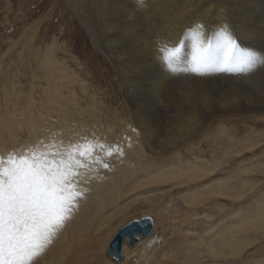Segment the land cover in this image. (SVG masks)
Here are the masks:
<instances>
[{"label": "bare ground", "instance_id": "obj_1", "mask_svg": "<svg viewBox=\"0 0 264 264\" xmlns=\"http://www.w3.org/2000/svg\"><path fill=\"white\" fill-rule=\"evenodd\" d=\"M68 3L114 67L128 116H75L69 86L79 79L52 44L31 77L43 79L45 112L36 117L28 107L17 118L20 93L6 69L0 159L52 160L89 143L111 152L95 163L85 158L87 167L65 193L70 210L31 264H264V149L256 150L264 146V63L243 62L250 54L264 57V0ZM190 28L197 39L184 41L170 70L159 49L177 45ZM222 32L235 42L227 62L218 47ZM209 44L213 62L194 70L193 56ZM27 101L35 102L30 95ZM240 121L252 124L241 137L231 129ZM16 125L28 132L22 146ZM146 217L151 232L133 244L125 240L121 259L109 255L115 234Z\"/></svg>", "mask_w": 264, "mask_h": 264}, {"label": "rangeland", "instance_id": "obj_2", "mask_svg": "<svg viewBox=\"0 0 264 264\" xmlns=\"http://www.w3.org/2000/svg\"><path fill=\"white\" fill-rule=\"evenodd\" d=\"M31 30L32 34L34 33L33 38L26 42L24 37L27 38ZM26 33L29 35L25 36ZM52 44L55 46L56 56L70 67L69 69L75 72L79 79L69 86L75 91L78 101L72 112L75 116L79 113L78 110L83 111L86 116L91 113L108 118L109 121L128 116V108L124 103L120 80L114 67L93 43L87 27L68 0H0L1 111L5 109L2 89L7 82L6 69L10 67L13 69V76L10 79L14 82L15 92L20 93L15 102L14 112L18 113L16 117H24L20 116L19 112L28 110V107L30 114L36 117L40 111L45 112L40 105L45 84L42 78L32 81L31 77L37 70L35 67L38 65L39 55ZM82 81L86 90L80 88ZM15 92H12L14 97ZM63 92L67 93L68 89L63 88ZM29 95L35 102L29 104L27 101ZM250 125L252 126L249 122L243 121L232 126L227 124L239 137ZM14 129L17 130L18 146H22L28 132L23 125H16ZM261 148L264 149V146L260 145L256 150ZM7 154H10L9 151ZM138 217L136 220L140 219V216Z\"/></svg>", "mask_w": 264, "mask_h": 264}, {"label": "snow or ice", "instance_id": "obj_3", "mask_svg": "<svg viewBox=\"0 0 264 264\" xmlns=\"http://www.w3.org/2000/svg\"><path fill=\"white\" fill-rule=\"evenodd\" d=\"M220 35L223 39L218 47L227 62L235 42L226 32ZM188 39H197L191 28L177 45L159 49L161 61L170 70L175 71L184 41ZM216 55L210 44L207 48H198L193 56L194 70L199 71L213 62ZM243 62L264 63V57L250 54ZM101 152L111 155L104 144L89 143L75 152L54 153L58 158L52 160L24 156L19 160L12 156L7 161L0 159V264H31L40 255L70 210V198L65 193L75 187L73 181L79 176L78 169L87 167L86 157L95 163L96 155Z\"/></svg>", "mask_w": 264, "mask_h": 264}, {"label": "water", "instance_id": "obj_4", "mask_svg": "<svg viewBox=\"0 0 264 264\" xmlns=\"http://www.w3.org/2000/svg\"><path fill=\"white\" fill-rule=\"evenodd\" d=\"M152 230V221L149 217H146L141 223H132L123 228L119 233L115 234V238L109 243L108 254H117V259H121V247L122 243L126 240L128 244H133L135 236H146ZM131 241V242H129Z\"/></svg>", "mask_w": 264, "mask_h": 264}]
</instances>
